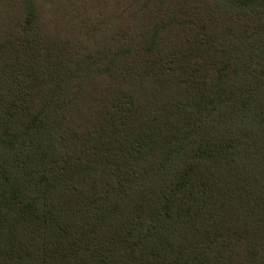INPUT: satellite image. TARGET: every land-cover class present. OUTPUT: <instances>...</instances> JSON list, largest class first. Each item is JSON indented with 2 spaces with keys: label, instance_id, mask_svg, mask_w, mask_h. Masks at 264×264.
<instances>
[{
  "label": "trees",
  "instance_id": "obj_1",
  "mask_svg": "<svg viewBox=\"0 0 264 264\" xmlns=\"http://www.w3.org/2000/svg\"><path fill=\"white\" fill-rule=\"evenodd\" d=\"M0 264H264V0H0Z\"/></svg>",
  "mask_w": 264,
  "mask_h": 264
}]
</instances>
